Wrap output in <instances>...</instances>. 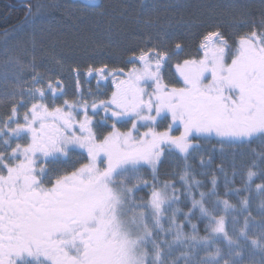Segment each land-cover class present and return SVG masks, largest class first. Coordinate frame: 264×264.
I'll list each match as a JSON object with an SVG mask.
<instances>
[{"label":"snow or ice","instance_id":"1","mask_svg":"<svg viewBox=\"0 0 264 264\" xmlns=\"http://www.w3.org/2000/svg\"><path fill=\"white\" fill-rule=\"evenodd\" d=\"M31 10L29 5V14ZM183 50L180 43L170 52L149 41L125 62L132 64L127 72L110 70L107 64L88 67V77H112L114 86L108 100L91 104L94 114L103 108L105 122L108 113L114 121L102 140L92 130L87 100L66 99L56 107L47 103L49 92L53 102L64 94L59 80H49L45 88L39 86L43 75L36 73L26 90L7 94L14 102L0 116V264H180L181 258L184 264H240L251 213L238 231L233 216L230 233L226 215L214 213L222 205L231 215L236 205L219 199L214 177L213 190L201 192L200 199L191 197L192 207L184 216L190 222L192 210L198 208L208 218L207 234H186L176 223L180 209L174 207L179 202L175 184L159 185L158 165L166 151L173 150L187 161L192 141L200 137L264 142V14L239 35L234 50L220 31L207 32L198 49L202 57L175 65L183 86L169 88L162 69ZM71 71L80 93V69ZM121 75L124 78H118ZM20 108L25 109L22 119ZM169 116L168 129L158 131L159 120ZM128 121L131 128L119 131L116 123ZM142 127L147 130L140 132ZM174 129L182 130L175 136ZM77 150L87 153V162L71 171L52 167L68 163ZM146 169H151V182L142 174ZM255 175L249 170V181ZM180 180L189 196L193 184L200 186L187 164ZM150 183L147 200L138 199L141 186ZM257 188L264 192V185ZM206 196H217L213 208L206 206ZM248 204L247 199L240 202L241 215ZM221 239L226 251L216 246ZM252 244L264 252V236ZM179 249L186 251L174 256ZM200 249L206 256L197 259Z\"/></svg>","mask_w":264,"mask_h":264},{"label":"trees","instance_id":"2","mask_svg":"<svg viewBox=\"0 0 264 264\" xmlns=\"http://www.w3.org/2000/svg\"><path fill=\"white\" fill-rule=\"evenodd\" d=\"M3 1L0 3V116L9 112L14 102L7 94L26 90L36 73L43 75L44 85L49 80L66 82L74 74L71 69L76 67L83 71L90 65L107 64L110 70L126 69L125 62L133 51L138 55L149 41L152 45H163L170 52L177 43L182 45L183 52L167 62L171 66L199 56L202 37L209 31H220L234 48V39L249 31L252 23H258L264 14V0H100L96 6H86L78 0H28L24 4L32 6L30 14L24 7L11 9L9 4L14 0ZM14 14L19 17L16 19ZM166 128L164 124L159 127ZM195 140L199 145L190 152L187 161L175 152H166L158 165L159 185L171 181L177 189L179 202L174 205L180 209L177 225L182 226L186 234L195 232L201 237L207 234L208 218L202 216L198 208L192 210L190 222L184 216L192 207L191 197L200 199L201 192L208 194L213 190L215 177L214 191L219 199L236 205L231 215L223 212L222 205L214 213L226 215L227 230L233 231V216L238 218V231L244 217L251 213L249 237L241 241L243 259L240 264H261L264 252L253 245L252 240L261 241L264 236V215L261 214L264 192L257 188L264 185V142L203 137ZM79 153H73L68 163L52 167L58 172L70 170L86 161L85 155ZM185 164L190 168L191 177L200 182L199 187L193 184L191 196L184 191L180 180ZM249 170L256 173L251 181L247 176ZM142 174L151 182V171L144 170ZM148 187L141 186L142 190L136 193L138 199L148 198ZM205 199L206 206L213 208L217 196ZM244 199L249 204L241 215L240 202ZM171 214L169 210L166 216ZM163 224L167 228L168 220ZM225 245L221 239L216 246L226 251ZM181 251L186 249H179L173 255L179 257ZM205 256L203 249L196 252L197 259ZM180 264H184L183 258Z\"/></svg>","mask_w":264,"mask_h":264},{"label":"flooded vegetation","instance_id":"3","mask_svg":"<svg viewBox=\"0 0 264 264\" xmlns=\"http://www.w3.org/2000/svg\"><path fill=\"white\" fill-rule=\"evenodd\" d=\"M28 1V0H14L12 2V4H9V7L12 9H18V8H26L27 12H28V5H25L24 3ZM100 1V0H99ZM98 1V3H99ZM1 2H5L3 0H0ZM20 2V3H19ZM8 3V2H7ZM83 3V2H81ZM98 3H95L93 6L98 5ZM2 4V3H1ZM84 4V3H83ZM86 5V4H85ZM86 6H90V5H86ZM92 6V5H91ZM29 13V12H28ZM15 15V14H14ZM16 19L19 17V15H15ZM237 39H234V43L236 42ZM230 44V42H229ZM235 49V47L233 48V50ZM203 55L202 52H200L199 56H196L194 58L199 59L201 58ZM192 59V58H189ZM228 62H231V56H228ZM175 65L176 64H172L171 66H169L168 64H166L163 69H162V77H163V81H168L171 82L170 84H177L176 87H180L181 85V78L179 76V74L176 72L175 70ZM132 67V64L128 63L126 66V69H124L125 72H127L130 68ZM81 75L79 76V80L81 83V90L80 93H78L77 91V75L76 73L73 74V76L68 79L66 82H60L62 87H63V95H57V98L55 99V101L53 102V97H52V93L49 92L48 94V99H47V103L52 106V107H56V106H60L63 105L64 101L67 99L69 102H74L79 100L80 103H83L84 100H87L89 107H88V114L89 116L95 115L98 119L97 122H95V124H93V131L96 134V136L102 140L104 138V136L109 132L112 131V125H113V119L108 116V119L104 120L105 118V113L103 108H100L97 112H95L93 109L91 108V104L95 101L97 104H99V101L101 100H108L111 97V93L114 90V86H113V82H112V77H109L107 80H98L94 75L92 77H88L87 76V69L80 71ZM118 78H124L122 75L119 76ZM173 82V83H172ZM174 84V85H175ZM48 83L44 84V85H39L42 87L47 88ZM81 94L83 96V99H81ZM22 108H20V113ZM25 111V110H24ZM24 111L22 113H24ZM103 112V113H102ZM21 113V114H22ZM80 117H83V109H80ZM168 119V118H167ZM167 119H162L159 120V124L160 125L161 122L167 120ZM131 122V121H130ZM170 123V122H169ZM123 124V122H117L116 126L120 127ZM124 125H127V123H124ZM130 125V124H129ZM128 125V126H129ZM127 126V127H128ZM126 127V128H127ZM124 128V129H126ZM124 129H120L124 130ZM159 129V127H158ZM168 129V126L165 130ZM140 132H144L145 128H140L139 130ZM176 130L174 129L172 132L174 134ZM27 142V141H26ZM15 146V145H13ZM78 152H80L81 150H77ZM83 154L86 157V161L87 162V153L83 152ZM75 167H79V164L76 165ZM74 168V167H73ZM73 168H71L70 170L67 171H71L73 170Z\"/></svg>","mask_w":264,"mask_h":264},{"label":"rangeland","instance_id":"4","mask_svg":"<svg viewBox=\"0 0 264 264\" xmlns=\"http://www.w3.org/2000/svg\"><path fill=\"white\" fill-rule=\"evenodd\" d=\"M78 1H80V2H83L84 4H86V5H94L95 3H98V1L99 0H94V3L93 2H90V0H78ZM179 63H181V62H179ZM183 63V62H182ZM177 64V63H176ZM175 70H176V68H175ZM181 82V85H180V87H182L183 86V82L182 81H180ZM164 83H166L168 86H169V88H171V87H176V85L177 84H175V83H173V84H170L171 82H168V81H164ZM175 84V85H174ZM30 106V105H29ZM22 113V112H21ZM20 113V116H21V119H22V117H23V113L21 114ZM103 113V112H102ZM103 114H105V113H103ZM106 115V114H105ZM108 116H110L111 117V114L110 113H108L107 114ZM92 117V120H93V124H95V122H97L98 121V119H97V117L95 116V115H92L91 116ZM169 122L171 123V117L169 116L168 117V119L166 120V121H164L163 123H161L158 127H161V125L162 124H164L165 125V127H167L168 125H169ZM130 124V125H129ZM129 125V126H128ZM128 126V127H127ZM119 130L120 129H124V128H126V129H124V130H121V132H126V131H128L130 128H131V122L130 121H128L127 122V125H124V123L120 126V127H118V126H116ZM92 130H93V125H92ZM147 129H145V131H146ZM157 130L158 131H165V129H158L157 128ZM182 129H180V130H177L178 131V133H176V134H173V132L171 133L172 135H175V136H178L179 134H180V131H181ZM94 132V131H93ZM109 132H111V131H109ZM108 132V133H109ZM107 133V134H108ZM106 134V135H107ZM203 138H208V139H211V138H214V139H218V140H220V141H229V140H222L221 138H219V137H216V136H210V137H203ZM232 142H235V141H232ZM192 144L194 145V147L191 149V151L194 149V148H196L198 145H199V143H198V141H196V140H193L192 141ZM190 151V152H191ZM167 152V151H166ZM173 152H175V150H173ZM176 154H178V155H180L181 157H183L181 154H179L178 152H175ZM162 158H163V156H162ZM162 158H161V160H162ZM160 164V163H159ZM146 170H148V171H151V169H146ZM148 190H149V194H150V192H151V190H152V188H151V186H149L148 187ZM170 192H171V190H170ZM149 196V195H148ZM147 200V199H146Z\"/></svg>","mask_w":264,"mask_h":264},{"label":"bare ground","instance_id":"5","mask_svg":"<svg viewBox=\"0 0 264 264\" xmlns=\"http://www.w3.org/2000/svg\"><path fill=\"white\" fill-rule=\"evenodd\" d=\"M199 1V0H198Z\"/></svg>","mask_w":264,"mask_h":264}]
</instances>
